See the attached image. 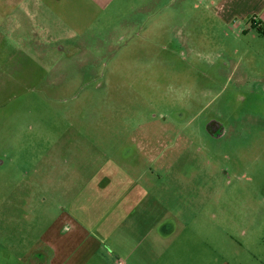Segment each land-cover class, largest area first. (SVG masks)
I'll use <instances>...</instances> for the list:
<instances>
[{
  "label": "rangeland",
  "instance_id": "obj_1",
  "mask_svg": "<svg viewBox=\"0 0 264 264\" xmlns=\"http://www.w3.org/2000/svg\"><path fill=\"white\" fill-rule=\"evenodd\" d=\"M260 9L137 0L70 40L28 18L1 39L0 264L44 260L68 228L111 249L101 229L167 220L202 264H264Z\"/></svg>",
  "mask_w": 264,
  "mask_h": 264
},
{
  "label": "crops",
  "instance_id": "obj_2",
  "mask_svg": "<svg viewBox=\"0 0 264 264\" xmlns=\"http://www.w3.org/2000/svg\"><path fill=\"white\" fill-rule=\"evenodd\" d=\"M148 1V0H147ZM260 4V17L264 23V0ZM137 0H0V41L15 37L16 25L19 30L25 19L32 20L42 29L50 40H70L74 36L89 34L102 18L107 23L117 15L123 16L128 10L135 9ZM148 4L141 8H148ZM123 21L128 24L126 16ZM63 31H59V29ZM62 32V33H58ZM17 33V34H16ZM140 179L134 181L138 184ZM103 228L101 234H114L106 237L111 249L101 241V236L77 228L67 229L66 242L52 240L45 242L35 252L46 253V258H34L31 264H202L203 247L198 242L187 240L186 228L177 227L169 220L165 224H145ZM71 233L72 235H69ZM77 234V235H76ZM117 234V235H116ZM76 239V242L73 239ZM80 240V241H79ZM44 245V244H43ZM40 248V249H39ZM114 248V249H113ZM114 252V253H113ZM20 260L23 258L20 256ZM212 260V259H211ZM219 262L216 256L215 263ZM211 263H214L211 261ZM229 264V263H228Z\"/></svg>",
  "mask_w": 264,
  "mask_h": 264
},
{
  "label": "flooded vegetation",
  "instance_id": "obj_3",
  "mask_svg": "<svg viewBox=\"0 0 264 264\" xmlns=\"http://www.w3.org/2000/svg\"><path fill=\"white\" fill-rule=\"evenodd\" d=\"M207 131L211 136L217 138H222L226 133L224 126L217 122H211L208 125Z\"/></svg>",
  "mask_w": 264,
  "mask_h": 264
},
{
  "label": "trees",
  "instance_id": "obj_4",
  "mask_svg": "<svg viewBox=\"0 0 264 264\" xmlns=\"http://www.w3.org/2000/svg\"><path fill=\"white\" fill-rule=\"evenodd\" d=\"M252 28L255 29L260 35L264 36V23H261L259 21L252 20Z\"/></svg>",
  "mask_w": 264,
  "mask_h": 264
},
{
  "label": "built area",
  "instance_id": "obj_5",
  "mask_svg": "<svg viewBox=\"0 0 264 264\" xmlns=\"http://www.w3.org/2000/svg\"><path fill=\"white\" fill-rule=\"evenodd\" d=\"M118 264H123L121 261Z\"/></svg>",
  "mask_w": 264,
  "mask_h": 264
}]
</instances>
